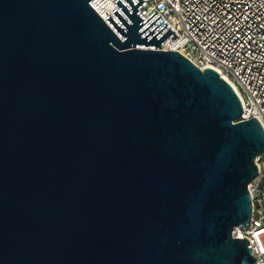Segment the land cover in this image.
<instances>
[{"label":"water","instance_id":"1","mask_svg":"<svg viewBox=\"0 0 264 264\" xmlns=\"http://www.w3.org/2000/svg\"><path fill=\"white\" fill-rule=\"evenodd\" d=\"M91 1L0 0V264H255L260 123L146 0Z\"/></svg>","mask_w":264,"mask_h":264},{"label":"built area","instance_id":"2","mask_svg":"<svg viewBox=\"0 0 264 264\" xmlns=\"http://www.w3.org/2000/svg\"><path fill=\"white\" fill-rule=\"evenodd\" d=\"M115 1L90 3L94 10L106 6L97 13L110 28L105 20L109 15L122 26L112 14L115 9L129 22ZM121 1L133 14L132 8ZM138 11L144 17L141 23L156 11L141 30L159 15L161 18L145 33L163 19L164 23L151 36L167 24L158 36L170 27L178 37L173 41V34L170 35L163 42L167 46L161 45V48L178 52L200 71L211 68L218 72L232 85L241 101L242 113L236 121L256 117L264 132V0H146ZM256 166L258 173L247 185L251 198L250 220L243 231L240 226L233 227L231 237L245 238L255 264H264V154L258 157Z\"/></svg>","mask_w":264,"mask_h":264},{"label":"bare ground","instance_id":"3","mask_svg":"<svg viewBox=\"0 0 264 264\" xmlns=\"http://www.w3.org/2000/svg\"><path fill=\"white\" fill-rule=\"evenodd\" d=\"M94 2V1H93ZM106 9V6H104V5H101L100 6V9H98L100 12H102L103 10H105ZM96 10V12H98V10L97 9H95ZM99 14V13H98ZM167 44L168 43H163L162 44V48H165L166 46H167Z\"/></svg>","mask_w":264,"mask_h":264}]
</instances>
